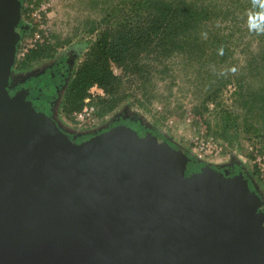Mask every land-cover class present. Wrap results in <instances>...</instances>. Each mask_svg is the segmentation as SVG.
<instances>
[{"label": "water", "instance_id": "obj_1", "mask_svg": "<svg viewBox=\"0 0 264 264\" xmlns=\"http://www.w3.org/2000/svg\"><path fill=\"white\" fill-rule=\"evenodd\" d=\"M21 1L0 0V264H264V218L236 177L149 136L74 143L36 98L6 101Z\"/></svg>", "mask_w": 264, "mask_h": 264}, {"label": "rangeland", "instance_id": "obj_2", "mask_svg": "<svg viewBox=\"0 0 264 264\" xmlns=\"http://www.w3.org/2000/svg\"><path fill=\"white\" fill-rule=\"evenodd\" d=\"M128 2L22 0L20 19L26 30L17 44L16 59L25 48L28 51L38 44L53 46L54 51L52 56L26 68H20L15 61L6 101H27L40 83L39 75L58 66L65 68L58 100L50 117L47 114L58 135L74 143L92 142L113 132L111 128L116 124L128 123L184 159L244 182L258 206L256 213L264 218V115L256 112L251 116L239 98L241 86L250 92L264 93V0L229 1L232 15L222 25L230 48L226 60L198 62L174 55L156 62L149 58L151 75L146 85L136 79L128 81L124 87L128 97L116 109L98 115L96 101L104 91L97 86L90 91L83 108L67 116L62 112L63 96L95 39L96 30H91L109 24L103 18L113 8L123 11ZM208 96L215 101L210 100L205 109ZM224 111L237 121L230 126L227 140L216 132L221 128Z\"/></svg>", "mask_w": 264, "mask_h": 264}, {"label": "trees", "instance_id": "obj_3", "mask_svg": "<svg viewBox=\"0 0 264 264\" xmlns=\"http://www.w3.org/2000/svg\"><path fill=\"white\" fill-rule=\"evenodd\" d=\"M128 1L123 11L113 8L103 18L109 24L91 30H96L95 39L86 49L63 96L62 112L67 116L83 108L95 85L104 91L96 101L98 115L116 109L128 97L124 88L128 81L136 79L146 85L151 75L149 58L156 62H164L174 55L198 62L226 60L230 48L222 25L232 15L228 10L233 8L229 6L230 0ZM53 51V46L38 44L18 57L16 64L20 68L29 67L37 60L52 56ZM239 98L251 116L256 112L264 115V93L250 92L241 86ZM210 100L215 101L208 96L205 109ZM221 121V128L216 132L227 140L230 126L237 121L229 111H224Z\"/></svg>", "mask_w": 264, "mask_h": 264}, {"label": "flooded vegetation", "instance_id": "obj_4", "mask_svg": "<svg viewBox=\"0 0 264 264\" xmlns=\"http://www.w3.org/2000/svg\"><path fill=\"white\" fill-rule=\"evenodd\" d=\"M64 69L65 68L61 69V67L58 66L56 68L49 70L45 74L39 75L37 79V80L40 79L39 85L36 86L35 89H32V91L30 92L31 94L30 99L36 98L37 103L42 104V106H44L46 115L48 114L49 117L51 115L50 110H53L54 105L57 102L58 96L62 89V84L65 79L64 76H66V72ZM111 129H114L113 130L114 132L122 133L120 136H127L139 141H141V139L142 140L147 139L146 136L141 133L140 129L134 128L132 125H129L128 123L121 122L113 126V128ZM242 185L247 190V192L250 193L244 182L242 183ZM251 198L256 204V201L254 200L252 195Z\"/></svg>", "mask_w": 264, "mask_h": 264}, {"label": "built area", "instance_id": "obj_5", "mask_svg": "<svg viewBox=\"0 0 264 264\" xmlns=\"http://www.w3.org/2000/svg\"><path fill=\"white\" fill-rule=\"evenodd\" d=\"M28 47H32V46H28ZM26 51H27V48L24 49V51L21 53V55L24 56ZM93 87H97V86L95 85ZM93 87H91L90 91L92 90ZM87 100H88V98L85 99V101H87ZM86 110H87V108L84 109V111H86ZM83 113H80V116H83L84 115Z\"/></svg>", "mask_w": 264, "mask_h": 264}]
</instances>
